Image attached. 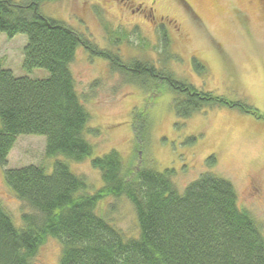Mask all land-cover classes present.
<instances>
[{
	"label": "rangeland",
	"instance_id": "374dc122",
	"mask_svg": "<svg viewBox=\"0 0 264 264\" xmlns=\"http://www.w3.org/2000/svg\"><path fill=\"white\" fill-rule=\"evenodd\" d=\"M39 8L42 15L83 34L98 49L125 61H151L177 80L264 116V0H47ZM161 27L169 40L164 55L160 54ZM26 42L24 34L8 38L1 33L2 66L16 77L47 78L45 69L22 67ZM193 58L202 71L194 69ZM69 68L80 102L90 114L84 137L92 153L81 162L61 155L47 157L44 136L19 135L6 165H0V203L16 228L23 227L21 214L32 210L6 184L5 170L36 165L50 174L59 159L84 177V192L92 194L103 181L91 160L115 150L125 172L173 170L179 193L205 173L228 180L238 208L255 219L264 236V191L255 197L250 188L256 177L264 189V118L227 106L206 107L188 118H177L170 107L174 93L169 87L163 86L152 98L110 72L104 58L81 45ZM140 110L146 113L147 125L138 138L134 125L135 112ZM95 213L126 238L138 237L135 211L125 196L101 199ZM60 253L59 239L49 236L30 264H60Z\"/></svg>",
	"mask_w": 264,
	"mask_h": 264
},
{
	"label": "trees",
	"instance_id": "16d2710c",
	"mask_svg": "<svg viewBox=\"0 0 264 264\" xmlns=\"http://www.w3.org/2000/svg\"><path fill=\"white\" fill-rule=\"evenodd\" d=\"M47 0H0V34H24L22 67L45 69L44 79L16 77L0 61V165L19 135H41L47 157L81 162L92 153L84 137L90 114L76 92L70 64L78 46L108 62L123 81L158 96L163 86L173 91L170 107L177 118H188L206 107L227 106L264 118L237 102L202 91L148 60H123L98 49L83 34L45 17ZM184 1V0H182ZM185 3V2H184ZM186 4V3H185ZM161 31V55L169 40ZM198 72L203 66L192 59ZM137 137L146 128L144 110L135 112ZM139 138V137H138ZM213 160V157H211ZM103 186L84 192V177L56 159L50 174L27 165L5 170V181L16 198L32 210L23 212L16 228L0 203V264H30L49 236L61 244L60 264H264L260 225L236 203L233 185L205 173L179 193L174 171L137 169L125 172L120 155L111 150L91 160ZM125 196L139 228L137 238L123 233L95 213L98 201Z\"/></svg>",
	"mask_w": 264,
	"mask_h": 264
},
{
	"label": "flooded vegetation",
	"instance_id": "af4514ba",
	"mask_svg": "<svg viewBox=\"0 0 264 264\" xmlns=\"http://www.w3.org/2000/svg\"><path fill=\"white\" fill-rule=\"evenodd\" d=\"M131 12H133V11L131 10ZM257 178H259V177H257ZM258 182H260V183H258ZM261 184H262V181L259 179L257 180L256 177L254 178L253 182H250V188L252 191L251 194L254 195L255 197H261L263 194L264 189L262 188Z\"/></svg>",
	"mask_w": 264,
	"mask_h": 264
}]
</instances>
